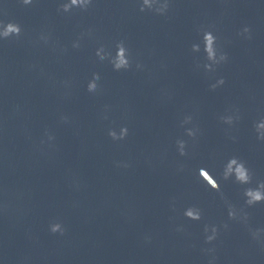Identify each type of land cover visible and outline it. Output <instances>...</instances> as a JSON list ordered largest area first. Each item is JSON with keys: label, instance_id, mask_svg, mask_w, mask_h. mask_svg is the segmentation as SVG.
I'll use <instances>...</instances> for the list:
<instances>
[{"label": "clouds", "instance_id": "clouds-1", "mask_svg": "<svg viewBox=\"0 0 264 264\" xmlns=\"http://www.w3.org/2000/svg\"><path fill=\"white\" fill-rule=\"evenodd\" d=\"M24 3H31V0H23ZM86 2V0H71V5L73 6H79V5H83ZM149 0H144L145 4H148ZM69 7V5H64L65 10H67ZM165 8H167V4L164 5ZM144 9L141 8V11H143ZM245 32H248L249 29L245 28L244 29ZM21 32V28L18 24L13 23V22H9L4 26V30L2 32H0V38H9L10 36H19ZM214 37L212 36V34L209 33H205V40H206V47L210 50L211 48V44L214 42ZM123 49L121 48L119 53H118V58H117V62H116V68L119 69L121 67H127L128 65V61L125 59L124 55H123ZM212 56L215 55L214 52L211 53ZM226 58V57H224ZM223 82V81H221ZM95 88V85H90L89 86V90H92ZM126 131V129H125ZM229 174H233L235 176V179L237 182L241 183V184H248L250 183V176H249V171L248 169L245 167V165L241 162L238 163L236 159H232L229 161L228 164V168L227 171L225 173V178H227V176ZM264 182H262L261 184L258 185V187L256 189H246L245 190V197L246 199V203L248 205H253L255 203H259V202H264ZM187 215H189L190 217L196 218L198 219V216H193L192 212H188ZM229 216L233 217L234 213H232L231 211L229 212ZM60 231L61 233H63V230L59 229V225L55 226L52 228V232L55 233L57 231ZM215 238V236H208L207 237V241H212Z\"/></svg>", "mask_w": 264, "mask_h": 264}]
</instances>
